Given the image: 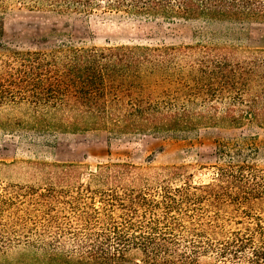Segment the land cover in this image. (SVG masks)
Instances as JSON below:
<instances>
[{
    "label": "trees",
    "instance_id": "trees-1",
    "mask_svg": "<svg viewBox=\"0 0 264 264\" xmlns=\"http://www.w3.org/2000/svg\"><path fill=\"white\" fill-rule=\"evenodd\" d=\"M19 1L59 12L88 13L103 2L167 20L264 21V0ZM3 37L0 19V121L9 128L158 136L264 128V49L196 41L21 50ZM218 155L216 178L201 185H173L179 166L146 174L127 162L98 165L75 195L65 194L74 214L65 222V253L45 240L46 228L17 215L0 220V264H264V167L249 146L220 145ZM72 172L65 164V180ZM33 190L35 202L52 200ZM12 205L0 193V219Z\"/></svg>",
    "mask_w": 264,
    "mask_h": 264
},
{
    "label": "rangeland",
    "instance_id": "rangeland-1",
    "mask_svg": "<svg viewBox=\"0 0 264 264\" xmlns=\"http://www.w3.org/2000/svg\"><path fill=\"white\" fill-rule=\"evenodd\" d=\"M0 19L5 42L21 50L47 51L65 42L177 46L196 41L239 50L264 49V21L167 20L109 10L103 2L83 13L31 9L19 0H5ZM4 114L0 109V120ZM234 144L254 148V162L264 167V128L255 125L203 127L177 136H158L113 135L106 131L41 132L12 129L0 121V193L14 201L0 220L12 222L17 215H23L40 232L46 228L45 240L51 244L57 240L59 250L65 253V222L74 223L73 212L65 207V194L75 195L98 165L127 162L145 168L146 174L179 166L182 177L173 185L182 181L201 185L216 178L217 165L221 163L218 147ZM65 164L73 165L68 180ZM31 189L52 193V200H48L49 204L35 202L28 195ZM151 189L154 186L148 190L150 194L154 193ZM95 205H100L97 197ZM210 261L203 259L211 264H240Z\"/></svg>",
    "mask_w": 264,
    "mask_h": 264
}]
</instances>
